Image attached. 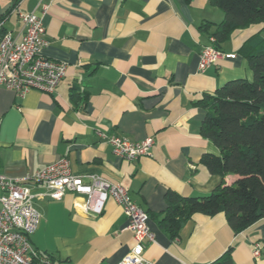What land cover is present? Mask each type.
I'll return each instance as SVG.
<instances>
[{
	"label": "crops",
	"instance_id": "0c3cea01",
	"mask_svg": "<svg viewBox=\"0 0 264 264\" xmlns=\"http://www.w3.org/2000/svg\"><path fill=\"white\" fill-rule=\"evenodd\" d=\"M31 11L46 26L43 53L67 70L52 93L0 88V172L28 177L66 158L85 183L99 174L123 185L150 216L155 241L145 257L155 264H208L231 247L234 264H264V218L236 233L224 213H196L175 238L160 223L169 191L202 196L222 181L202 161L219 149L201 133L207 108L199 101L229 80L252 78L243 46L261 26L234 30L220 49L236 56L200 71L201 50L225 18L211 0H0V39L6 31L20 39V13ZM101 134L155 143L127 159ZM28 185L46 191L37 181ZM86 197L34 199L41 219L31 244L53 264H117L135 244L117 201L108 198L100 214L77 212L74 202Z\"/></svg>",
	"mask_w": 264,
	"mask_h": 264
},
{
	"label": "built area",
	"instance_id": "2783aa9c",
	"mask_svg": "<svg viewBox=\"0 0 264 264\" xmlns=\"http://www.w3.org/2000/svg\"><path fill=\"white\" fill-rule=\"evenodd\" d=\"M46 8V6H45ZM23 22L21 38L6 31L0 39V88L2 86L23 95L31 89L54 92L64 78L67 65L43 53L47 46L43 17L35 11L20 13ZM200 53L199 70L204 71L221 59L234 58L215 46L216 37ZM112 145L116 155L136 159L150 153L153 136L132 141L119 134H101ZM89 183L74 174L68 159L47 165L33 175L9 178L0 172V264H53L51 257L36 251L30 237L37 230L41 215L34 205L36 197L61 199L67 192L85 194L83 202L75 201L77 212L102 213L108 198L117 201L128 218L127 228L133 233L135 244L117 264H155L145 257V248L155 241L149 225L148 212L137 204L123 185L99 174H89ZM37 181L46 191L34 193L28 182ZM262 245L256 242L254 256L259 257ZM180 264H190L181 262Z\"/></svg>",
	"mask_w": 264,
	"mask_h": 264
},
{
	"label": "trees",
	"instance_id": "16d2710c",
	"mask_svg": "<svg viewBox=\"0 0 264 264\" xmlns=\"http://www.w3.org/2000/svg\"><path fill=\"white\" fill-rule=\"evenodd\" d=\"M211 3L225 14L211 34L216 37V47L220 48L236 29L252 24L261 28L243 46L249 54L252 78L229 80L199 101L207 108L201 133L219 149L218 153L204 154L202 161L222 181L207 195L167 193L168 206L160 223L173 238L196 213L211 216L224 213L236 233L264 218V0H211ZM206 25L204 29L208 28ZM76 97L73 91L71 98ZM230 174L237 176L232 183L225 180ZM232 251L231 247L208 264H234Z\"/></svg>",
	"mask_w": 264,
	"mask_h": 264
}]
</instances>
